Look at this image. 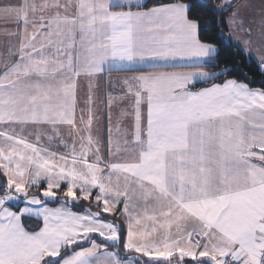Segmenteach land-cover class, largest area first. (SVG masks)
<instances>
[{"label": "snow or ice", "instance_id": "1", "mask_svg": "<svg viewBox=\"0 0 264 264\" xmlns=\"http://www.w3.org/2000/svg\"><path fill=\"white\" fill-rule=\"evenodd\" d=\"M197 3H0L23 24L0 53V264H264V88L208 83L233 70L201 38ZM232 3L208 9L218 40L221 26L251 36ZM113 71L133 73L108 99L128 98L132 123L114 135L109 112L105 146L77 87Z\"/></svg>", "mask_w": 264, "mask_h": 264}, {"label": "crops", "instance_id": "2", "mask_svg": "<svg viewBox=\"0 0 264 264\" xmlns=\"http://www.w3.org/2000/svg\"><path fill=\"white\" fill-rule=\"evenodd\" d=\"M144 1L145 0H142V2ZM6 2H8V0H0V3ZM12 2L15 3L16 0H12ZM242 5L247 6L241 7ZM236 7H240V15L244 19L245 28H251V36L249 37L245 33H237L232 36L230 41L234 45L239 47L241 50H243L245 53L251 55L258 62L260 67V56L261 54H264V23H262V21H264V0H241ZM22 27L23 24H18L14 20V18L0 16V53L6 52V50L10 46H15L17 44L18 37L10 36L8 34L12 32H17ZM245 39H249L251 41L250 47L247 49L242 48V46L245 47L243 43V40ZM131 75H133V73L131 72L113 71L111 73H105L102 77L93 79L91 81L85 78H81L78 82L77 117L79 118V116L81 115V109H87L88 104L86 102L88 100L89 93L91 92V95L93 97V103L91 107L94 111L95 116L98 118L93 127V134L102 136L105 146L108 138L109 112H111V124L113 127L114 135L115 127L118 120L121 123V128H130L131 126L132 118L130 119L129 124L127 126L126 117H121V111L125 110L126 105L130 104V100L128 98L114 99L111 108H109L108 106L109 96L116 98L122 97L124 95L125 88L123 85L122 77ZM206 86H208V84L198 83L196 85L197 88ZM61 132L62 134H64L65 137L67 136L66 128H62ZM43 142L47 143V140L45 139ZM50 147L55 148L56 145L52 144ZM103 151H105V147H102V152ZM11 203L12 205H17L16 203ZM22 206H24L23 203H21L20 207ZM48 206L58 207L59 204H56L55 206H51L48 204ZM84 210L85 209L79 211L78 213H82ZM92 210L95 211L94 208ZM126 230L127 229L125 225V235ZM112 250L115 251V249ZM123 255L124 253L121 252V256Z\"/></svg>", "mask_w": 264, "mask_h": 264}, {"label": "trees", "instance_id": "3", "mask_svg": "<svg viewBox=\"0 0 264 264\" xmlns=\"http://www.w3.org/2000/svg\"><path fill=\"white\" fill-rule=\"evenodd\" d=\"M241 0H233L232 7L235 8ZM169 0H145L143 3L146 6L151 7L158 3H167ZM207 7H200V4L197 3V7L193 9V13L198 15L201 21V31L200 36L202 39H209L211 42L215 43L217 47L220 49L219 55V68L228 67L232 69L231 76L229 77H220L219 81H209L210 82H222L223 79L226 78H234L242 82L249 83L250 87L252 88H264V72L260 70L258 62L249 54L245 53L239 47L234 45L230 39L228 38V29L224 26L223 28L224 35L220 37L218 40L217 37L219 36V30L217 29L216 25L219 20V13L215 16L208 10V9H215L220 5V0H202ZM231 9L224 12V16L227 17L230 15ZM220 40L223 43H220ZM212 71H216L217 69H211ZM201 85V84H200ZM3 180L0 178V183ZM51 206H55L56 202H49ZM14 207H20L21 202L17 203V205H13ZM88 207L87 202L81 203H74L71 205L72 210L74 211H81ZM95 209V207L93 206ZM96 210V209H95ZM105 218L111 219V216H106ZM24 222L26 226L30 229H36L37 225H41V221L37 220L36 218H24ZM122 225V233L125 234V225L123 221H119Z\"/></svg>", "mask_w": 264, "mask_h": 264}, {"label": "rangeland", "instance_id": "4", "mask_svg": "<svg viewBox=\"0 0 264 264\" xmlns=\"http://www.w3.org/2000/svg\"><path fill=\"white\" fill-rule=\"evenodd\" d=\"M226 2V0H220V4H222V3H225ZM242 48H245V47H243L242 46ZM126 111H128L129 113L132 111V109H131V105L130 104H128V105H126V109H125ZM132 117L129 115V116H127L126 117V125L128 126V124H129V121H130V119H131ZM123 129V128H122ZM13 203H20L19 201H13Z\"/></svg>", "mask_w": 264, "mask_h": 264}]
</instances>
